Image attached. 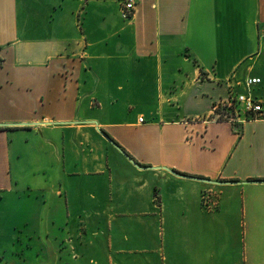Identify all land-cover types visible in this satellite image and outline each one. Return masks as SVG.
I'll return each instance as SVG.
<instances>
[{"label":"crops","instance_id":"1","mask_svg":"<svg viewBox=\"0 0 264 264\" xmlns=\"http://www.w3.org/2000/svg\"><path fill=\"white\" fill-rule=\"evenodd\" d=\"M120 1L0 0V264H264V0Z\"/></svg>","mask_w":264,"mask_h":264},{"label":"built area","instance_id":"2","mask_svg":"<svg viewBox=\"0 0 264 264\" xmlns=\"http://www.w3.org/2000/svg\"><path fill=\"white\" fill-rule=\"evenodd\" d=\"M137 0H121L120 16L124 20L132 17ZM261 83L257 77H250L243 82H235V86H241L243 92L235 91L231 79L227 80L228 92L226 98L218 100L212 107L210 119L214 121H226L230 123H242L250 119H259L264 116V109L253 96V88ZM140 121H142L140 119ZM205 200V196L202 197Z\"/></svg>","mask_w":264,"mask_h":264},{"label":"water","instance_id":"3","mask_svg":"<svg viewBox=\"0 0 264 264\" xmlns=\"http://www.w3.org/2000/svg\"><path fill=\"white\" fill-rule=\"evenodd\" d=\"M89 123H93L96 124L95 122H89ZM97 132L116 150L118 151L126 160L127 162L131 163L134 167L136 168H140L135 161L132 160V158H130V156L128 154H126L121 148H119L103 131L97 129ZM151 169V168H150ZM163 170L169 172L170 174H173L175 176L178 177H183V178H187V179H191V180H196V181H200L203 183H207V184H213V185H223L224 184H233V183H227V182H217V181H211V180H206V179H201V178H195V177H188V176H184V175H179L167 168H162ZM245 183H264V181H249V182H245Z\"/></svg>","mask_w":264,"mask_h":264},{"label":"trees","instance_id":"4","mask_svg":"<svg viewBox=\"0 0 264 264\" xmlns=\"http://www.w3.org/2000/svg\"><path fill=\"white\" fill-rule=\"evenodd\" d=\"M107 135V134H106ZM108 136V135H107ZM109 137V136H108ZM110 138V137H109Z\"/></svg>","mask_w":264,"mask_h":264}]
</instances>
